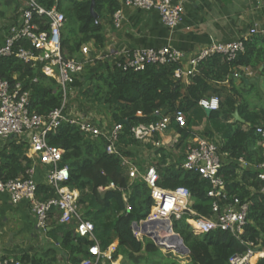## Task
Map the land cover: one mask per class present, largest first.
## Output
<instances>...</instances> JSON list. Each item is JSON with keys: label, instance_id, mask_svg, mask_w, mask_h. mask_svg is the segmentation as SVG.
I'll use <instances>...</instances> for the list:
<instances>
[{"label": "trees", "instance_id": "trees-1", "mask_svg": "<svg viewBox=\"0 0 264 264\" xmlns=\"http://www.w3.org/2000/svg\"><path fill=\"white\" fill-rule=\"evenodd\" d=\"M15 1L16 8L21 9V2ZM122 1L37 0L45 10L55 9L64 16L60 45L66 59H81L80 49L84 45H91L97 51L103 49L104 23L121 8ZM92 3L96 18L90 14ZM34 22L40 30L48 29L45 17L34 15ZM27 46L21 41L14 46V51ZM263 63L264 37L253 36L245 43L244 52L234 60L227 61L213 55L202 61L198 72L185 88L173 77L178 68L176 64L148 65L141 71H122L103 59L84 67L75 81L78 95L81 87L83 90L82 100L79 101L82 112L86 111V104L95 105L107 110L111 124L127 120L121 126L118 138L119 155H108L104 140L85 138L69 124H62L55 133L48 134L46 142L63 150L60 166H67L69 170V180L65 185L79 192L80 211L83 218L92 223L100 249L106 251L117 243L111 262L116 261L119 251H122L125 261L130 264L141 260L146 264H159L161 253L158 247L148 238L137 241L132 233V225L145 220L150 211L152 200L149 189L142 182H131L121 161L122 158H133L130 150L141 145L131 137V128L153 123L176 109L184 113L186 123L184 128H179L171 122L170 129L180 137L174 147L182 149L187 138L197 135L192 129L205 119L212 128L205 136L208 139H213L215 135L220 138L216 141L218 152L223 156L220 176L228 195L249 204L248 222L241 240L220 230L195 235L184 221L182 225L173 223V231L189 250V264H228L231 256L245 253L247 243L264 248V194L260 192L264 182L258 179L260 171L257 168L264 159L257 145L259 137L255 134V127L264 124V106L260 105L261 97L256 85L245 84L241 80L239 86L232 84L230 90L216 86L240 69L257 70ZM41 65L32 66L15 56L4 57L0 62V78L11 86L22 84L29 92V111L46 116L61 107L63 95L55 80L42 73ZM211 96L219 99V109L205 112L198 102ZM235 112L243 123L233 121ZM96 114H99L98 110ZM26 149L24 143L14 141L11 144L0 165L1 180L25 176L31 166L25 157ZM164 151H157L160 157L153 164L159 174L158 185L167 190L188 189L191 209L199 216H210L212 199L206 195L208 182L197 174L182 170L179 167L183 160L181 155L174 163H167L168 156ZM239 160L247 166H242ZM237 171L241 173L240 178ZM110 184L113 188L106 189ZM54 195L52 188L39 185V200ZM48 234L55 247H49L44 256L23 255L19 259L28 264H79L88 257V248L94 245V242L77 236L71 224H59L57 220ZM58 256L62 263L58 261ZM256 264H264V259Z\"/></svg>", "mask_w": 264, "mask_h": 264}, {"label": "built area", "instance_id": "built-area-1", "mask_svg": "<svg viewBox=\"0 0 264 264\" xmlns=\"http://www.w3.org/2000/svg\"><path fill=\"white\" fill-rule=\"evenodd\" d=\"M190 1L123 0L122 6L143 12H156L161 24L167 30L173 31L181 23L184 6ZM21 4L19 18L3 26L6 36L3 45L0 46V62L4 57L15 56L32 66L37 63L42 64V73L55 80L62 91L63 100L60 108L46 116L31 113L29 92L24 90V86L20 83L11 86L0 78V139L26 144L25 157L31 162L25 176L7 181L0 179V195L6 194L12 205L26 202L35 218L36 231L46 234L50 220L55 218L59 224H71L77 236L94 242V245L87 250L88 257L83 258L79 264H106L107 262L113 264L111 255L116 248L110 250V247L106 251L100 249L94 237L92 223L86 221L80 211L79 192L65 185L69 180V170L67 166H60L63 150L49 146L46 142L48 134L55 133L62 124H69L75 126L85 138L104 140L108 155H119L117 143L121 125L97 122L91 113L75 111L68 105L78 95L75 81L84 67L94 64L96 60L105 59V56L91 55L90 47L84 45L80 49L81 59L64 58L60 45V32L65 21L63 14L55 9L45 10L39 6L37 0H22ZM34 15L47 19V30H40L34 22ZM124 19V14L119 9L112 15L110 23L113 28L119 29ZM259 34L264 37V31L259 32L254 26L249 30L248 37H243L241 40L213 43L187 60L186 69L182 68L184 55L168 45L123 51L114 65L122 71H141L148 65L176 64L178 68L173 77L182 82L183 79L194 77L198 72L199 64L213 55L221 56L227 61L234 60L238 54L244 52L248 39ZM21 41L28 44L27 48L21 47L15 52L14 46ZM234 77L239 76L235 73ZM198 106L205 112L216 111L219 109V99L216 96L203 98L199 100ZM172 121L179 128H184L186 123L184 113L176 109L172 114L165 115L153 123L133 127L130 129L131 137L141 145L152 144L155 148H160L162 144L155 141V138L167 133ZM255 134L259 137L257 145L264 159V124L255 127ZM179 138L177 134L171 142L172 147L178 143ZM219 140V137L187 138L186 147L181 154L183 160L179 166L182 170L197 174L208 182L209 189L206 195L212 199L211 215L208 217L199 216L191 209L192 201L188 189L161 188L158 185L159 174L154 165L143 169L136 164V161L122 158L121 166L125 169L128 179L131 182L144 183L149 189L152 200L146 219L136 223V230L132 228L133 236L137 241L142 242L143 238H148L163 252L183 254L184 251L177 248L178 244L173 245L165 236L168 233L175 236L173 223L182 220L195 235L220 230L241 240L248 222L249 204L237 198H231L226 191L225 182L220 176L223 156L218 152L219 146L216 141ZM156 157L159 158L160 153L156 154ZM239 163L244 167L247 166L242 160H239ZM37 166L45 169L43 185L52 188L55 192L53 197L46 200L38 199L40 184L35 179ZM257 168L260 171L258 179L264 182V161ZM110 188H113V184L106 189ZM106 189H100V191ZM260 192L264 194V187ZM129 210L128 207L127 211ZM143 225H146L145 232H142ZM246 245L245 253L231 256L228 264H256L264 259V248L254 246L252 243ZM0 264L28 263L20 259L0 256Z\"/></svg>", "mask_w": 264, "mask_h": 264}, {"label": "crops", "instance_id": "crops-1", "mask_svg": "<svg viewBox=\"0 0 264 264\" xmlns=\"http://www.w3.org/2000/svg\"><path fill=\"white\" fill-rule=\"evenodd\" d=\"M120 9L125 19L119 29L113 28L110 20L104 23L105 42L103 49L97 51L89 45L94 56H105L110 64H114L123 51L159 48L168 45L184 55L182 68L186 69L188 67L187 60L213 43H229L241 40L243 37H248L249 30L254 26L258 28L259 32L264 31V0H191L185 4L182 21L173 31L167 30L161 24L156 12L133 10L122 5ZM19 11L20 9L18 13ZM16 16L17 14L12 18L10 17L11 19H6L0 15V46L3 45L6 36L3 26L7 22L16 21L20 13ZM254 36L263 37L261 34ZM236 74L239 77L235 78L233 75L224 82L217 83L216 86L230 90L232 84L239 86L241 80H246L247 84L256 85V91L261 97L260 105L264 106V63L259 64L257 70L245 68L240 69ZM190 82L191 78L183 79L182 87H187ZM79 101L78 106L74 104V101L70 102L69 108L82 111L79 107ZM105 113L102 116L95 113V120L100 123L110 122L108 112L105 111ZM233 121L236 120L233 118ZM210 128V124L204 119L198 127H194L192 130L196 131L197 135L195 136L208 138L205 133ZM176 135L177 133L170 129L162 137L155 138V141L162 144L160 148H155L152 144L140 145V147L131 149V154L138 158L139 166L143 169L157 162L155 156L159 149H164L166 156L172 155V160L175 162L182 154V152L178 153L180 149L172 147L171 142ZM217 137L214 136V138ZM13 142V140L0 139V165L3 157L9 153ZM169 160L167 158V161ZM44 170L42 166L36 167L35 179L40 185H43ZM237 172L240 178L241 173ZM55 222V218L50 220L48 232L54 227ZM34 232L35 218L29 205L26 202L12 205L6 194L0 195V256L13 259H19L23 255L44 256L45 251L42 247L19 246V243L17 244L14 239L12 240V238L24 234L32 236ZM50 243L53 244L51 238ZM114 244L117 246L116 242ZM57 258L62 263L60 256Z\"/></svg>", "mask_w": 264, "mask_h": 264}, {"label": "rangeland", "instance_id": "rangeland-1", "mask_svg": "<svg viewBox=\"0 0 264 264\" xmlns=\"http://www.w3.org/2000/svg\"><path fill=\"white\" fill-rule=\"evenodd\" d=\"M19 2L22 3V0H19ZM16 3L17 2L15 0H0V15L6 19L7 18L11 19L13 16L18 14V9L16 8ZM82 92H83V90L81 87V90L79 91V95H76V97L73 99L74 104L76 106H78V101H79V99H81L80 96H81ZM76 108H78V107H76ZM85 110H86L85 112L91 113V115H94L96 113V111L98 110L99 114H96L98 116L99 115L102 116L103 114L105 115L106 114L105 111H107V110H105L104 107H99V106H95V105H94V107L86 105ZM85 112H83V113H85ZM185 147H186V144H183L182 149L178 150V153L179 154L181 152L183 153V149ZM167 158L170 159L169 161H167V163L168 162L174 163V161L172 160L173 159L172 155H168ZM130 159H132L133 161H136V163H138V158L133 157ZM157 159H158V157L155 156L156 161H157ZM181 222L183 224V220L180 222H174V224L179 223L180 225H182ZM13 239L17 244L19 243V246H25V247L39 246V247H42L43 251H47L49 247H55L54 243L53 244L50 243V234H48V232L46 234H43V232H38L35 230V232L32 234V236L24 234L22 236H18L17 238L16 237L12 238V240ZM182 244L184 245L183 241H182ZM114 248H116V244H113L111 246L110 250H113ZM159 251H160L161 257H162V258L160 257L159 260L157 259L159 264H189V259H188V255H187L186 251H184L183 254H181L179 252L172 254L171 251H164V252L162 250H159ZM112 263L113 264H130L128 261L127 262L125 261L122 251H119V255H118L117 260L112 262ZM135 264H146V263L144 262V260H141L139 262L137 261Z\"/></svg>", "mask_w": 264, "mask_h": 264}, {"label": "water", "instance_id": "water-1", "mask_svg": "<svg viewBox=\"0 0 264 264\" xmlns=\"http://www.w3.org/2000/svg\"><path fill=\"white\" fill-rule=\"evenodd\" d=\"M90 14H91V16H92L93 18H96V17H97V15L94 13V10H93V3L91 4V7H90ZM243 81H244L245 84H247L246 80H243ZM233 118H234L236 121L243 123V120L238 116L237 112H235V113L233 114ZM126 123H127V120H123V121H119V122H118V124L121 125V126L124 125V124H126ZM132 228H133L134 230L137 229L136 223H134V224L132 225ZM145 230H146V225H143V226H142V232H145ZM147 236L150 237V235H147ZM175 237H177V238L179 239V243L181 244L182 249H183L184 251H186L187 253H189V250L186 248V246H184V245L182 244L180 238H179L177 235H175ZM154 241H156V240L154 239Z\"/></svg>", "mask_w": 264, "mask_h": 264}, {"label": "bare ground", "instance_id": "bare-ground-1", "mask_svg": "<svg viewBox=\"0 0 264 264\" xmlns=\"http://www.w3.org/2000/svg\"><path fill=\"white\" fill-rule=\"evenodd\" d=\"M167 237V239L173 244V245H177L179 249H182V246H180L179 244V239L175 236H171L169 233L165 235ZM183 250V249H182ZM184 251V250H183Z\"/></svg>", "mask_w": 264, "mask_h": 264}, {"label": "clouds", "instance_id": "clouds-1", "mask_svg": "<svg viewBox=\"0 0 264 264\" xmlns=\"http://www.w3.org/2000/svg\"><path fill=\"white\" fill-rule=\"evenodd\" d=\"M176 234V233H175ZM177 235V234H176ZM179 236V235H178ZM180 237V236H179ZM181 238V237H180ZM185 246V245H184ZM189 254V253H188Z\"/></svg>", "mask_w": 264, "mask_h": 264}]
</instances>
